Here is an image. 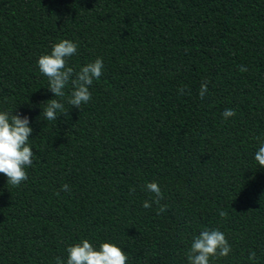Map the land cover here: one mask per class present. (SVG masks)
<instances>
[{"label":"trees","instance_id":"1","mask_svg":"<svg viewBox=\"0 0 264 264\" xmlns=\"http://www.w3.org/2000/svg\"><path fill=\"white\" fill-rule=\"evenodd\" d=\"M63 39L75 71L104 64L80 109L36 63ZM54 98L68 116L46 121ZM0 112L29 117L34 153L20 186L0 174V264H66L83 239L127 264H188L205 228L232 247L210 264H264V0H0Z\"/></svg>","mask_w":264,"mask_h":264},{"label":"clouds","instance_id":"2","mask_svg":"<svg viewBox=\"0 0 264 264\" xmlns=\"http://www.w3.org/2000/svg\"><path fill=\"white\" fill-rule=\"evenodd\" d=\"M77 44L63 39L51 45L50 54L39 56L37 65L39 71L47 77L48 87L54 97H65L64 89L71 84V94L68 103L77 109L82 104H87L91 100L89 86L93 84L94 79H99L103 74V60L97 58L75 71L68 66L69 57L77 54ZM245 66H240L239 71L246 72ZM207 80H205L199 89V97L203 99L207 92ZM178 94H186L184 87L178 89ZM42 104L44 120L55 121L58 119L57 112L67 118L68 110H65L63 103L57 99H50ZM40 107V105H39ZM233 109H225L222 117L225 119L235 116ZM30 120L27 116L0 112V174L7 177V183L12 186H20L28 180L26 169L33 163L34 153L29 144L33 129L29 126ZM260 141L258 151L255 153L254 160L259 167H264V138L257 137ZM254 178V177H253ZM147 191L154 193V199L143 202L144 208H150L153 203L158 205L157 214L167 210V205H161L160 201L163 195L156 182L146 183L144 186ZM62 191H69V185L64 184ZM135 191V189H131ZM221 218L226 219L228 213L220 210ZM232 251L225 234L219 228H205L199 235L194 236L190 248L186 252L188 264H210L211 258L227 257ZM66 264H127L128 257L124 251L115 244L102 242L98 247L93 246L87 239H83L66 249ZM255 259V253H251L249 260ZM57 264H65L61 258H57Z\"/></svg>","mask_w":264,"mask_h":264}]
</instances>
